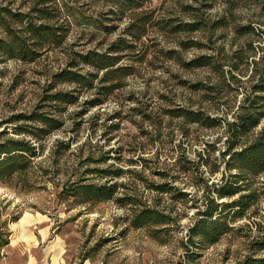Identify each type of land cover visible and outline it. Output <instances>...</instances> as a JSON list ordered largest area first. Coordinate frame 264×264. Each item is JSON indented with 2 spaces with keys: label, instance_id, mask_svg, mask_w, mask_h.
Wrapping results in <instances>:
<instances>
[{
  "label": "rangeland",
  "instance_id": "374dc122",
  "mask_svg": "<svg viewBox=\"0 0 264 264\" xmlns=\"http://www.w3.org/2000/svg\"><path fill=\"white\" fill-rule=\"evenodd\" d=\"M24 1L0 0V3L17 8ZM206 2L154 0L149 3L162 23L150 29L149 36L135 52L120 62L134 65L135 74L127 77L120 89L107 98L104 96L103 104L92 103L99 97L103 99L97 88L74 91L76 102L57 112L64 126L51 133L33 168L0 184V230L9 233V244L1 250L0 264H245L252 257L264 256V251L251 247L254 240L264 235V173L254 182L260 194L257 202L245 217L233 224L234 230L214 245L197 248L191 257L186 255L183 243L187 242L195 221L198 211L195 205L201 207L202 189L183 175L173 178L172 184L188 193L186 202L173 198L172 194L178 191L160 194L151 188L153 183L164 181L157 171L167 168L169 178L177 176L178 168L173 163L182 153L192 161H198L199 154L206 159L209 145L213 149L211 167L219 170L211 175L210 166L202 167L212 181L221 179L224 165L215 157L221 158V151L227 147L224 129L202 128L176 115L196 109L220 116L225 113L223 102L218 106L213 99L217 92L200 89L201 85H209L219 90L223 82L221 73L210 66L195 67L191 63L210 55L226 72L231 68L230 57L235 51L247 49L253 59L259 55L250 52L248 42L263 45L255 34L239 36L234 30V24L247 25L251 21L264 30L263 0L237 8L236 23L220 28L216 22L229 11L227 0H216L212 7H207ZM112 3L113 0H77L75 8L84 17L83 24L73 27L67 42L53 46L46 58L36 63L0 64V132L9 131L10 136L19 137L7 123L8 117L32 111L46 95L76 88L54 77L66 67L70 52L104 51L122 36L129 17L117 20L113 16L115 20L110 21ZM203 20L206 24L198 30H187L188 25ZM108 26L116 28L105 30ZM80 67L88 70L84 64ZM240 67L233 73L241 81V87H249L253 66L241 64ZM99 85L95 83L96 87ZM226 93L224 89L223 94ZM228 97L234 103L243 94L232 92ZM263 126L264 119L258 130ZM60 140L70 142V147L58 145ZM103 156H108L106 162H102ZM141 158L148 160L145 172ZM130 159L137 160L138 165H131ZM112 164L132 170L111 181L120 186L114 198L81 204L63 195L68 183L81 178L87 183H107L100 172L88 171L102 170ZM135 172L143 173L144 180ZM128 192L138 196L142 203L169 214L174 221L157 227H131L130 206L116 200ZM165 228L168 231L159 238L154 236V229ZM87 255L89 258L85 260Z\"/></svg>",
  "mask_w": 264,
  "mask_h": 264
},
{
  "label": "trees",
  "instance_id": "16d2710c",
  "mask_svg": "<svg viewBox=\"0 0 264 264\" xmlns=\"http://www.w3.org/2000/svg\"><path fill=\"white\" fill-rule=\"evenodd\" d=\"M76 1L25 0L17 8L11 4L0 3V64L10 61L19 65L36 63L41 58H46L55 46L67 42L73 27L83 24L84 17H81V13L75 8ZM152 1L154 0H113V3L109 4L111 5L109 14L112 15L108 17L109 20L129 17L122 36L109 44L104 51L73 50L68 55L66 67L54 75L55 80L74 84L76 88L46 95L43 97V102L32 111L8 117L7 123L11 124L9 126L19 137L10 136L9 131L0 132V184L26 174L33 168V162L42 156L45 143L51 133L64 126L65 123L57 116V112L65 111L68 105L76 102L78 97L74 91L78 88L80 89L78 91L97 88V94L103 96V99L99 97L92 103L103 104L105 98L123 86L127 77L135 74L134 65L120 64V62L135 52L138 45L143 43V39L149 36L150 29L162 23L156 18L155 9L148 6ZM204 1H207V7H212L216 0ZM258 2L261 0H227L229 11L216 22V27H229L236 23L237 8H245ZM23 5L26 9H23ZM61 21L63 23L59 25ZM199 22V25H188L187 30L195 31L206 24L205 20ZM114 28L116 26H108L105 30ZM234 30L239 36L255 34L259 41L261 40L263 45H256L257 47L253 41L248 42L250 52L258 53L259 56L254 55L251 59L247 49L237 50L230 57L231 68L226 72L223 71V65L215 62V57L210 55L198 57L191 63V66L195 67L210 66L221 73L223 82L219 90L209 85H201L200 89L208 88L212 92H217V96L213 99L217 101L218 106L220 101L223 102L225 113L220 116L196 109L176 114L178 117L184 116L188 123H196L202 128L224 129L227 147L221 151V158L215 157L224 165L221 179L212 181L209 177L219 170V167H211L213 149L210 150L212 145H209L206 159L203 154H199V160L192 161L182 153L173 163V166L178 168L179 175L169 178L171 176L169 169H160L157 172L164 179L163 183L151 185V188L160 194L178 191L172 196L176 200H183L182 202H186L188 193L175 187L172 184L173 178L176 180L182 175L186 176L191 183L202 189L201 207L195 205L198 206L195 221L189 229L187 242L183 243L188 257L196 254L197 248L214 245L222 236L232 232L235 228L233 224L239 218L246 216V212L251 210L260 196L258 190L254 188V182L257 176L264 173V126L258 130L264 119V30L257 28L252 21L247 25L234 24ZM81 64L88 66V70L84 71V67H80ZM241 64L253 66L249 87H241V81L233 73L240 70ZM96 82L100 84L98 87L95 86ZM224 89H227L226 94H223ZM239 91L242 92L243 98L232 103L228 94ZM228 115H232V119H228ZM58 145L67 149L70 147V142L60 140ZM107 160L108 156H103L102 162ZM141 161L145 172L149 166L148 160L141 158ZM128 162L131 165L139 163L135 159H130ZM204 164L210 166L209 175L202 167ZM88 172H100L108 182L87 183L81 178V181L68 183L64 187L63 195L67 198L73 197L81 204L98 203L114 198L120 186L111 181L132 170L126 171L112 164L105 169ZM135 173L143 178V173ZM116 200L124 206H130L128 220L133 228L157 227L174 221L161 209L142 203L133 193H125ZM167 231L166 228L154 229L153 234L159 238ZM8 234L0 230V261L1 250L9 244ZM251 247L256 251H264V235L254 240ZM88 258L89 255L85 260ZM245 264H264V256L252 257Z\"/></svg>",
  "mask_w": 264,
  "mask_h": 264
}]
</instances>
